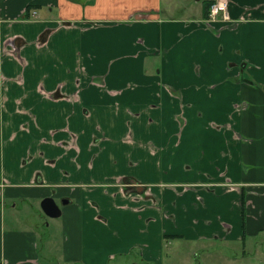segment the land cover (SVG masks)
<instances>
[{
    "label": "crops",
    "instance_id": "0c3cea01",
    "mask_svg": "<svg viewBox=\"0 0 264 264\" xmlns=\"http://www.w3.org/2000/svg\"><path fill=\"white\" fill-rule=\"evenodd\" d=\"M194 2L0 0V264H264V0Z\"/></svg>",
    "mask_w": 264,
    "mask_h": 264
},
{
    "label": "rangeland",
    "instance_id": "374dc122",
    "mask_svg": "<svg viewBox=\"0 0 264 264\" xmlns=\"http://www.w3.org/2000/svg\"><path fill=\"white\" fill-rule=\"evenodd\" d=\"M166 2V1H164ZM176 2H189L191 5H192V8H191V12H187V10H183L184 8L181 7L180 5H177V6H180L182 8V10L184 11V13H187V14H200L201 11H202V5H200L199 9L195 6L196 3L194 2V0H176ZM209 2H207V5H208ZM28 8V7H27ZM197 9L199 11H197ZM201 10V11H200ZM83 176H90V174H86V173H82ZM63 199L67 200L66 198H62V199H59L57 198V203L62 207L64 206H67V202L64 201ZM62 216L60 217H57V252H60V245H61V242H62V233H61V220L63 218H61ZM173 243V244H172ZM172 243H169L165 248L169 251H171L170 253L174 254L173 257H176L178 259H181L183 256L187 255L189 256L191 252H193V255H195L198 250L196 248H198V243L196 242H192V241H185V240H181L178 238L177 241H172ZM172 248V250H171ZM173 259V258H172ZM175 260V259H173ZM112 261L109 263L111 264Z\"/></svg>",
    "mask_w": 264,
    "mask_h": 264
},
{
    "label": "water",
    "instance_id": "95a60500",
    "mask_svg": "<svg viewBox=\"0 0 264 264\" xmlns=\"http://www.w3.org/2000/svg\"><path fill=\"white\" fill-rule=\"evenodd\" d=\"M64 201L67 202V200H64ZM41 205H42V209L44 210V212L50 217H59L63 213L61 206L51 196L45 197L42 200Z\"/></svg>",
    "mask_w": 264,
    "mask_h": 264
},
{
    "label": "built area",
    "instance_id": "2783aa9c",
    "mask_svg": "<svg viewBox=\"0 0 264 264\" xmlns=\"http://www.w3.org/2000/svg\"><path fill=\"white\" fill-rule=\"evenodd\" d=\"M226 11V3L223 1H219L211 6L210 9V16H215L219 14L220 12Z\"/></svg>",
    "mask_w": 264,
    "mask_h": 264
},
{
    "label": "trees",
    "instance_id": "16d2710c",
    "mask_svg": "<svg viewBox=\"0 0 264 264\" xmlns=\"http://www.w3.org/2000/svg\"><path fill=\"white\" fill-rule=\"evenodd\" d=\"M209 3H208V7H211L212 6V4H213V2L212 1H208Z\"/></svg>",
    "mask_w": 264,
    "mask_h": 264
}]
</instances>
